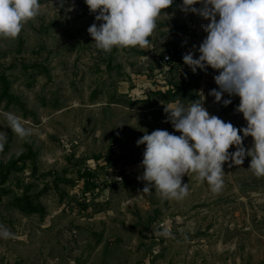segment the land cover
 I'll list each match as a JSON object with an SVG mask.
<instances>
[{"label":"rangeland","instance_id":"obj_1","mask_svg":"<svg viewBox=\"0 0 264 264\" xmlns=\"http://www.w3.org/2000/svg\"><path fill=\"white\" fill-rule=\"evenodd\" d=\"M39 3L15 40L0 38V225L15 237L0 238V264H264V178L250 157L224 164L219 193L185 175L181 201L143 193L138 180L145 146L136 141L157 129L180 135L164 112L177 100L202 91L210 115L247 126L239 97L225 94V107L208 95L218 72L183 62L207 21L174 0L149 47L106 54L88 34L96 21L84 0ZM8 112L29 136L11 130Z\"/></svg>","mask_w":264,"mask_h":264},{"label":"clouds","instance_id":"obj_2","mask_svg":"<svg viewBox=\"0 0 264 264\" xmlns=\"http://www.w3.org/2000/svg\"><path fill=\"white\" fill-rule=\"evenodd\" d=\"M95 21L88 29L96 49L111 53L131 48L145 49L157 27L156 21L174 0H84ZM200 5L199 8L195 7ZM64 0H61V7ZM39 0H0V38L15 40L23 26L40 14ZM74 4L67 9L73 11ZM179 10L207 21L201 28L206 37L198 49L193 46L183 56V62L195 74L197 70L211 68L217 89L208 93L215 103L227 107L231 99L239 97L235 109L243 115L246 127L237 128L204 107L203 92L195 101L185 105L177 100L164 107L165 122L171 123L175 132L157 129L136 141L145 150L140 167L144 182L143 193L153 189L164 200L181 201L189 192L182 178L195 174L206 182L213 193L224 186L223 166L231 160L242 165L251 158L249 170L257 178H264V0H182ZM198 51V58H194ZM8 126L20 138L30 135L21 118L14 113H4ZM242 133V135H241ZM251 137L252 147L246 149L243 139ZM6 134L0 133V150ZM236 151L230 153L229 149ZM231 166V165H230ZM170 236L164 229L159 233ZM0 238H15L0 225Z\"/></svg>","mask_w":264,"mask_h":264},{"label":"built area","instance_id":"obj_3","mask_svg":"<svg viewBox=\"0 0 264 264\" xmlns=\"http://www.w3.org/2000/svg\"><path fill=\"white\" fill-rule=\"evenodd\" d=\"M171 57H172V51H169L168 53L164 54L162 58V63L164 65L167 64L170 61Z\"/></svg>","mask_w":264,"mask_h":264}]
</instances>
